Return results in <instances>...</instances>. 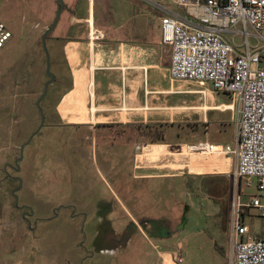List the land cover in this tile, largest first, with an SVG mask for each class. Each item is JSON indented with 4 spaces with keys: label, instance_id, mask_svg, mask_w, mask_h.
Instances as JSON below:
<instances>
[{
    "label": "rangeland",
    "instance_id": "1",
    "mask_svg": "<svg viewBox=\"0 0 264 264\" xmlns=\"http://www.w3.org/2000/svg\"><path fill=\"white\" fill-rule=\"evenodd\" d=\"M55 6V0L0 2V20L13 35L0 49V264H160L159 253L173 251L178 243L184 264H231V202L239 193L236 160L186 148L181 153L180 146L208 141L235 148L236 112L225 111L233 98L207 83L181 82L185 93L173 95L170 103L183 107L162 118L173 123L163 131L178 154L156 163L168 165L163 169H135L136 144L145 139L138 140L134 128L65 126L55 112L64 88L55 85L37 107L50 80L42 36ZM227 38L244 44L239 34ZM79 97L78 103L70 97L60 106L64 120L90 122L82 118L86 112ZM72 104L79 116L68 120ZM212 106L220 107L205 114ZM151 131L144 130L147 140L162 137L161 127ZM143 151L138 165L145 157L158 159L167 146ZM160 173L178 176L134 178ZM255 192L247 188L243 202ZM245 223L264 237V211L249 209ZM165 258V264H174L169 255Z\"/></svg>",
    "mask_w": 264,
    "mask_h": 264
},
{
    "label": "crops",
    "instance_id": "2",
    "mask_svg": "<svg viewBox=\"0 0 264 264\" xmlns=\"http://www.w3.org/2000/svg\"><path fill=\"white\" fill-rule=\"evenodd\" d=\"M63 2L64 8L56 27L51 32L48 45L50 60L57 70L54 75L56 80L51 85H55L57 89L64 88L55 105L56 117L62 119L65 126L80 128L88 126L96 131L101 124L166 123L162 120L163 117L169 113L173 115L179 112L168 110L183 107L178 103H170V100L173 95L184 94L185 89L181 82L173 80L170 75L171 49L162 43L159 12L140 0H63ZM58 4L55 0L56 8L52 23L60 8ZM173 8L182 10L174 4ZM93 33H100L103 38L94 40L91 37ZM79 88L83 98V111L86 112L82 118L90 120L87 123L68 122L63 119L60 111V106L67 98L72 97L71 102L74 103L80 101V95L73 96ZM231 106V109L225 111L236 112L233 104L228 108ZM75 107L76 105H71L68 109L69 114L66 113V119L71 120L73 116H79V111ZM218 107L220 106H212L203 111L207 114L210 110L219 109ZM122 115L126 121L122 120ZM115 118L119 120L109 121ZM205 121L207 122L206 118ZM162 145L167 146L166 153L158 159L145 157L138 165L137 158L143 154L145 146ZM186 146H180L181 153ZM177 154L171 150L169 142L143 144L135 153L133 166L135 169L146 167L163 169L168 165L158 166L156 163L163 162L169 155ZM169 176L178 175L143 174L134 175V178L157 179ZM134 222L137 224L136 220ZM229 240L231 242V238ZM216 250L222 257H226L221 248ZM181 251L182 244L178 243L173 251L160 252V264H165L167 255L174 264H180L175 257ZM230 253L231 264H234L232 242ZM181 257L183 259L182 255ZM222 259L224 263L226 258Z\"/></svg>",
    "mask_w": 264,
    "mask_h": 264
},
{
    "label": "built area",
    "instance_id": "3",
    "mask_svg": "<svg viewBox=\"0 0 264 264\" xmlns=\"http://www.w3.org/2000/svg\"><path fill=\"white\" fill-rule=\"evenodd\" d=\"M140 1L161 14L162 43L171 49L172 79L207 83L233 98L236 147L199 142L185 148L194 154L216 153L236 160L233 176L239 193L231 202L230 221L234 264H264V237L253 234L245 223L249 209L264 211V0ZM173 4L183 11L175 10ZM229 34L241 35L242 47L227 38ZM91 37L102 39L103 35ZM12 38L0 20V49ZM247 188L256 192L243 202ZM175 258L183 262L180 255Z\"/></svg>",
    "mask_w": 264,
    "mask_h": 264
},
{
    "label": "trees",
    "instance_id": "4",
    "mask_svg": "<svg viewBox=\"0 0 264 264\" xmlns=\"http://www.w3.org/2000/svg\"><path fill=\"white\" fill-rule=\"evenodd\" d=\"M58 7H60L59 4H58ZM51 34H49L48 37H47V45H48V40L51 37ZM115 125L122 126V127H128V128H130V127L134 128L138 140L139 139H145V140H143V141H145L143 144L167 143L168 141H166V133H164L163 129L165 127H167V130H168L170 128V126H173V124H168V123H153V124H128V125H122V124H101L98 127H114ZM158 127H161L162 137L158 138V140L153 139L151 137H148L149 140H147L146 139V135L144 133V130L148 129V130H150V132H152L151 130L153 128L154 129H158ZM143 144H141V145H143Z\"/></svg>",
    "mask_w": 264,
    "mask_h": 264
},
{
    "label": "water",
    "instance_id": "5",
    "mask_svg": "<svg viewBox=\"0 0 264 264\" xmlns=\"http://www.w3.org/2000/svg\"><path fill=\"white\" fill-rule=\"evenodd\" d=\"M58 3L60 5V8L59 10L57 11L56 13V16H55V19L53 21V23L51 24V26L45 31V33L43 34L42 36V43H43V47L45 49V52H46V72H47V75L48 77L50 78V80L47 82L46 86H45V92L43 93V96L41 97V99L37 102V107L40 108V105H41V102L44 100V98L46 97L47 93H48V89H49V86L51 84H53L56 80L54 74L51 72V64H50V55L48 53V49H47V37L49 34H51V32L54 30V28L56 27L58 21H59V18H60V15H61V11L63 10L64 8V2L63 0H58ZM42 126H44L45 124V117L44 115H42ZM41 130L38 131V133L40 132ZM28 143H26L24 145V147L27 145ZM24 147H22V152H23V149Z\"/></svg>",
    "mask_w": 264,
    "mask_h": 264
},
{
    "label": "flooded vegetation",
    "instance_id": "6",
    "mask_svg": "<svg viewBox=\"0 0 264 264\" xmlns=\"http://www.w3.org/2000/svg\"><path fill=\"white\" fill-rule=\"evenodd\" d=\"M140 145H141V144H136V147L138 148V147H140ZM135 153H136V152H135ZM134 156H135V155H134ZM64 208H65V209H68V207H64ZM26 217H28V216H26V215L23 214V218H24V219H27ZM173 221H174V220H173ZM177 224H178V223H177ZM177 228H178V227H175V228L173 229V232L177 231Z\"/></svg>",
    "mask_w": 264,
    "mask_h": 264
},
{
    "label": "bare ground",
    "instance_id": "7",
    "mask_svg": "<svg viewBox=\"0 0 264 264\" xmlns=\"http://www.w3.org/2000/svg\"><path fill=\"white\" fill-rule=\"evenodd\" d=\"M234 107V106H233ZM95 109V108H94ZM199 109H202V108H199ZM169 110V109H168ZM172 110V109H171ZM175 110V109H174ZM231 172V170L230 171H228V172H226V173H230Z\"/></svg>",
    "mask_w": 264,
    "mask_h": 264
}]
</instances>
